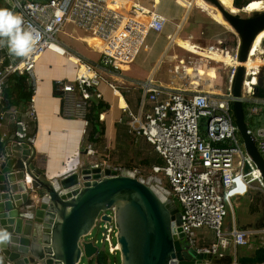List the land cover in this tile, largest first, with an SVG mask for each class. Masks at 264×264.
Masks as SVG:
<instances>
[{
  "label": "built area",
  "instance_id": "2783aa9c",
  "mask_svg": "<svg viewBox=\"0 0 264 264\" xmlns=\"http://www.w3.org/2000/svg\"><path fill=\"white\" fill-rule=\"evenodd\" d=\"M8 1L13 5L11 11L22 16L25 25L33 27L38 40L28 57L10 56L6 47L0 48V98L12 76L26 73L36 86L37 72L50 52L71 57L76 64V81L61 80L56 85L61 116L87 122L93 114L95 121L103 123L105 115L113 110L111 100L118 101L122 113L119 122L126 115L128 133L145 135L164 159V169L155 164L152 170L155 174L163 171L168 186L162 177H142L117 164L111 152L114 147L111 141L105 143L108 152L104 158L97 157L98 150L93 146L85 149L86 154L93 157L90 164H101L99 171L89 173L90 181L112 177L113 172L117 176L131 175L151 185L162 199L179 200L183 208L184 231L192 245H195L193 231L202 227L216 233L213 249L218 250L219 242H227V235L222 231L227 206L232 214L229 235L235 253L240 247L248 246L249 236H264V228L239 227L236 207L231 200L235 193L245 195L254 191L264 198V178L244 149L233 109L236 99L247 105L248 133L255 137L264 159V134H258L264 130L259 124V118L264 121V97L254 95L257 75L260 68H264V30L257 34L249 49L241 96L237 98L233 95V87L241 63L240 40L232 54L221 51L224 57L220 58L208 50L203 56L188 51L192 66L185 67L179 74V61L176 71L179 76L161 73L166 66L164 58L159 59L146 80L128 76L143 52L148 33L165 37L163 28L173 16L166 13V0ZM184 1L187 9L198 0ZM254 3H245L241 8L234 5L236 11L225 6L238 14L264 11V7L259 8ZM169 43V48L178 44L176 37ZM255 57L260 59L255 60ZM213 60L229 67L226 81L215 82L205 77L203 64ZM155 76L182 84L160 85L154 82ZM83 83L86 85L81 91ZM127 88L140 91L136 109L126 100ZM16 113L18 111L14 110ZM25 114V120L20 123L26 127L28 122L35 120L33 102ZM101 135L102 131L98 130L93 137L96 139ZM78 183L83 187L82 175L78 176ZM106 214L113 217V212ZM88 237L100 250L105 249L114 256L119 253L113 221L99 217ZM212 248L204 251L210 252Z\"/></svg>",
  "mask_w": 264,
  "mask_h": 264
},
{
  "label": "water",
  "instance_id": "95a60500",
  "mask_svg": "<svg viewBox=\"0 0 264 264\" xmlns=\"http://www.w3.org/2000/svg\"><path fill=\"white\" fill-rule=\"evenodd\" d=\"M202 1L214 7L239 37L241 63L233 87V95L239 98L249 49L264 30V11L248 16L232 12L220 0ZM254 95L264 97V68L257 75ZM27 107L19 105L15 127L5 130L3 124L0 126V229L10 235L9 241L0 243V264H81L84 258L93 259L100 247L87 237L99 217L115 224L120 264L264 261V238L262 245L256 243L247 252L239 249L235 253L234 248L223 245L218 250L211 246L208 252L192 245L184 231L183 213L175 201L162 199L151 185L131 175L117 176L113 172L112 177L90 181L89 173L99 171L100 163L82 165L61 179H46L35 165L33 142L20 123ZM233 109L244 149L264 178V159L255 137L248 133L243 103L236 99ZM258 134L262 136L264 130ZM79 175L83 187L78 183ZM107 211L113 212V217ZM237 213L239 227L264 228L262 194L246 193ZM231 230L232 214L227 206L222 231L229 241Z\"/></svg>",
  "mask_w": 264,
  "mask_h": 264
},
{
  "label": "crops",
  "instance_id": "0c3cea01",
  "mask_svg": "<svg viewBox=\"0 0 264 264\" xmlns=\"http://www.w3.org/2000/svg\"><path fill=\"white\" fill-rule=\"evenodd\" d=\"M207 5L212 7L208 3H205L204 1H201L200 3L197 1L196 8L195 6L187 8L181 20L174 19L173 16L171 17L172 18L171 22L163 28L165 37H162L161 39L164 42H167L168 44L167 50L170 49L169 41L174 37H176V39L179 38L180 43L175 44L173 47L179 49V54L182 56L184 55L185 51L188 53V50H186V48L205 50L211 45L216 46L217 42L222 47L223 43L227 41V37L229 34V29L227 27L228 24L226 22L225 24L224 21H222V18L217 13V10L214 9V7L210 8V10L207 11V7H208ZM12 7H13L12 2L8 0H2V1L0 0V8H6L11 11ZM195 11H197V14L199 16L197 18H194ZM187 27H189L190 36L188 42H185L184 31ZM166 32L172 35L171 39H168L166 37ZM158 38L159 37H155L151 35V37H149V39L144 45L143 52H145L147 45H152V43ZM221 50L222 49H220V51ZM56 59L57 60L54 65L47 66L44 65L45 64L44 63L41 65L39 71L37 72L38 81L36 82L35 96L33 101L36 116H35V120L28 122V125L26 126L27 137L32 139L34 149L36 151L35 165L38 169H40L42 176L44 175V177L48 180L57 179L63 175H66L74 171L78 167H81L82 165H86V163L89 160L90 162L88 164H90L91 158H93L92 156L85 154L84 153L85 149L83 148V139L87 127V122L83 120H77V119L66 118L61 116V102L58 95L56 94V85L59 81L61 80H68L69 82L76 81L77 79L76 64L74 63L71 57L68 58V57L59 56ZM180 59L181 58L178 57L177 60L175 61L176 66L180 61ZM213 61H208L207 63L203 64L205 77L215 82H222V68H223L222 64L223 65L225 64L217 60H213ZM171 63H172L171 61L168 63L166 62V66L171 67L173 65ZM184 66L190 67L192 66V63H190V65L188 66L186 65ZM210 74H212V76H210ZM162 84L163 83H160V85ZM170 85H178V84H170ZM129 90L130 88L126 89V92L124 93L125 97H126V93H128ZM132 90L137 91L136 89H132ZM1 98L0 101L2 103V111L0 112V114L2 112L5 113L3 116H0V124L4 125L5 130L11 129L12 127H15V124L17 122H19V118L17 117V113L14 114V109L8 110V108L4 106ZM126 100L133 108V105L131 103L132 98H130L129 101L126 97ZM137 103H138V99H137ZM137 103H136V107H137ZM118 108H119V103H118ZM115 109L116 108L113 104V110L109 112L110 127L107 130L105 129L104 133L102 132L103 135L101 136L104 137V142L100 144L99 147H97L98 158L99 157L102 158V155L106 153L105 143L107 141H111L113 145H114L113 141H115L116 147L124 146L125 143H132V142L133 145L136 146L140 144V142H138L137 139H135L138 137L140 138L142 137L143 139L142 141H144L147 144L151 143L147 139V137L143 134H138V133L128 134L126 131V126L123 124L122 125L125 127V131L128 135H125L123 130H122V137L118 131L116 132V134H114L113 133V130L115 128L114 126L120 124L119 118L122 116L120 108L118 114H116ZM107 115L108 113L105 115L106 121H107ZM24 117H26V114L21 115L22 120H25ZM132 137H134L133 141H132ZM114 149L115 146L111 149V152ZM196 230L197 232H199V234L203 235V237H201L197 241H194L195 244L194 246L200 249H210L211 246L214 245L215 239L217 237L215 236L213 242L210 243V241L206 237H204V235H206L207 231H212V229L202 227V228H197ZM263 238H264L263 235L249 236L248 246L242 247V249L240 250L242 252H247V250L249 251L254 246L253 244H256L260 239ZM218 244L234 248L232 244V240L229 241L228 238H227V242L224 243L219 242ZM218 244L216 246H219Z\"/></svg>",
  "mask_w": 264,
  "mask_h": 264
},
{
  "label": "rangeland",
  "instance_id": "374dc122",
  "mask_svg": "<svg viewBox=\"0 0 264 264\" xmlns=\"http://www.w3.org/2000/svg\"><path fill=\"white\" fill-rule=\"evenodd\" d=\"M247 1H250V0H235L234 5L236 7L241 8ZM254 1L255 2L257 1V2H260V3H264V0H254ZM193 6H195V8H196V4H194ZM210 8H212V7L208 6L207 7V11H209ZM252 13L253 12H249L247 15L250 16V15H252ZM227 27L229 29V32L233 31L230 28V26L227 25ZM161 39L162 38H158L157 40H155L152 43V45H147L146 46L145 52H142L143 54H140L139 57L137 58V61L134 64L133 69L131 70V72L128 75L129 77L135 78V79L141 80V81L146 80L149 77V75L152 72V70L156 67V65L158 63V60L161 59V58H164V60L167 63L171 61L172 62L171 64H173L171 67L170 66H166V67H164L161 70V73L165 74V75L179 76V74H182L185 71V66L184 65L188 66V65H190V63H192L191 59L189 57V54L186 51H185L183 56L179 54V49L174 48V47L170 48L169 51H167L168 44H167V42H164ZM216 47L218 49H221V45L218 42L216 44ZM59 56H61V55H58V54L53 53V52H50L48 54L46 60L42 64L45 63L44 65H47V66L51 65L52 66V65H54L56 63V60H57L56 58L59 57ZM63 57H67V56H63ZM178 57L181 58L180 59L181 65L179 67V74L176 72L177 71V66H176V63H175V61L177 60ZM222 67L226 68L225 65H223V64H222ZM224 68H222V71H223ZM154 82L158 83V84H160V83H163V84L170 83V84H178V85L182 84V83H177V82H174V81H170V80L164 79L162 77H158V76L154 77ZM101 88H102V86H100V89ZM243 93H244V90H243ZM128 95L130 96V98H132V102L131 103L133 105V108L135 109L136 108L137 99H138V97L140 95V91H138V90L134 91V90L131 89V90H129ZM105 100H108V99H105ZM109 100H111V99H109ZM111 102L114 104V106L116 108L115 109L116 114H118L119 113L118 102L117 101H113V100H111ZM244 105L246 106V110H247V105L245 103H244ZM259 119H260L259 124L261 126H264L263 119H261V118H259ZM247 120H248V118L246 116L245 117V121L247 122ZM126 123H127V117H126V115H124L123 118L121 119V123L114 126L115 128L113 130V133L116 134V132L118 131L119 134H121V137H122V130H123L125 135L130 134L127 131ZM103 124L105 125V129L106 130L109 129V127H110V114L109 113L107 115V121L103 122ZM122 124L126 126V131H127L128 134L126 133L125 127ZM240 138H241V136H240ZM135 139H137V141L140 142V144L134 146L133 142H132V143H125L124 146L116 147V142L113 141L115 149L112 150V154H113V157L115 159V162L117 161L116 163L117 164L119 163L120 165L121 164L125 165L128 162H131L133 164V166L136 169H138V171L144 177H149L150 175H155V176L162 177L163 181H164V184L166 186H168V184L166 183L167 177H165V174H164L163 171L161 173H158V174H155L152 171V165L153 164H159L164 169V167H165L164 159L156 152L154 146L151 143H148V144L145 143L144 141H142L143 140L142 137L141 138L138 137V138H135ZM133 140H134V137H132V141ZM107 152L108 151L106 150V153ZM104 156H105V154L102 155L103 158H104ZM145 161H149V164L148 165H144L143 163ZM89 162H90V160L86 163V165H88ZM152 183H156V181H152ZM243 199H244V196H242L241 194L235 193V194H233L231 196V200H232V202L234 203V205L236 207V213L238 212V209L242 205ZM176 203H177L178 207L180 208V210L183 211V208H182V205H181L180 201L176 200ZM237 217H238V213H237ZM193 232H194V235H193L192 239L194 241H197L198 239L203 237V235L199 234V232H197L196 229ZM215 236L217 237L216 233L213 230L212 231H207L206 235H204V237H206L210 241V243L213 242V239H214ZM88 238L89 237H87V239ZM249 240H251V239H249ZM257 244L258 245H262L263 244V240L260 239L257 242ZM253 245L256 246V244H253ZM100 246H102V244H100ZM240 249H242V247H240ZM111 257L116 259L118 264L121 263L120 253L115 254V256L111 255ZM87 262H88V260H86L84 258V259H82V263L81 264H87Z\"/></svg>",
  "mask_w": 264,
  "mask_h": 264
},
{
  "label": "trees",
  "instance_id": "16d2710c",
  "mask_svg": "<svg viewBox=\"0 0 264 264\" xmlns=\"http://www.w3.org/2000/svg\"><path fill=\"white\" fill-rule=\"evenodd\" d=\"M250 2H254V0L247 1L246 3H250ZM238 43H239L238 35L234 31H230L227 37V41L223 43L221 49L226 51L228 54H232L235 51V48L238 46ZM228 77H229V67L227 66L222 71V81H226ZM128 93H126V97L130 101V96L128 95ZM34 96H35V84L30 82L28 75L26 73H23L19 76H12L9 78L8 84L5 87L4 95L2 96L1 100L4 106L8 108V110L10 109L18 110L20 104H25L27 106H30L31 103L34 101ZM243 111L246 117L247 110L244 104H243ZM98 130H101L104 133L105 125L99 121H95V119L93 118V114H90L87 121V127L83 139L84 149L90 146H93V148L97 149V147H99V145L104 142V137L102 136L96 139L93 137V134ZM143 164L148 165L149 161H145ZM121 166L133 172L138 171V169H136L131 162H128L125 165L121 164ZM141 176L144 177L143 175ZM87 264H118V263L116 259L111 257V254H109L107 250L102 249L93 259L88 260Z\"/></svg>",
  "mask_w": 264,
  "mask_h": 264
},
{
  "label": "clouds",
  "instance_id": "9594fccd",
  "mask_svg": "<svg viewBox=\"0 0 264 264\" xmlns=\"http://www.w3.org/2000/svg\"><path fill=\"white\" fill-rule=\"evenodd\" d=\"M38 36L23 17L6 8H0V48L6 47L10 56L28 57L34 50ZM10 240V235L0 229V243Z\"/></svg>",
  "mask_w": 264,
  "mask_h": 264
},
{
  "label": "bare ground",
  "instance_id": "6f19581e",
  "mask_svg": "<svg viewBox=\"0 0 264 264\" xmlns=\"http://www.w3.org/2000/svg\"><path fill=\"white\" fill-rule=\"evenodd\" d=\"M202 0H198V2L200 3ZM223 2L224 5H226L227 7H229L230 9H232L233 11H236V8L234 6V0H221ZM166 6H167V9H166V13L169 17H171L173 15L174 19H180L184 13H185V1L184 0H166ZM254 5H257L259 6V8H262L264 7V3H260V2H255ZM218 13V12H217ZM219 14V13H218ZM220 15V14H219ZM199 17L198 14H197V11L194 12V18H197ZM221 17V15H220ZM222 21H224L222 19ZM225 23V22H224ZM192 24V23H190ZM189 27H187L184 31V37H185V42H188L189 40ZM149 37H151V34L148 33L146 39L148 40ZM166 37L168 39H171L172 35H170L168 32H166ZM177 42L180 43V39L177 38ZM186 50L188 51H192V52H197L199 53L201 56L205 55L206 54V50H208L210 53H214L216 56H219L220 57H224V54L220 51V49H218L216 46H209L207 49L205 50H201V49H187Z\"/></svg>",
  "mask_w": 264,
  "mask_h": 264
}]
</instances>
